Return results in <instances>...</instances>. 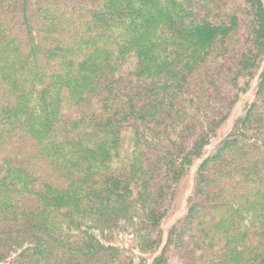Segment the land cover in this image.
<instances>
[{
  "label": "trees",
  "instance_id": "obj_1",
  "mask_svg": "<svg viewBox=\"0 0 264 264\" xmlns=\"http://www.w3.org/2000/svg\"><path fill=\"white\" fill-rule=\"evenodd\" d=\"M0 264H264V0H0Z\"/></svg>",
  "mask_w": 264,
  "mask_h": 264
},
{
  "label": "rangeland",
  "instance_id": "obj_2",
  "mask_svg": "<svg viewBox=\"0 0 264 264\" xmlns=\"http://www.w3.org/2000/svg\"><path fill=\"white\" fill-rule=\"evenodd\" d=\"M254 87H255V82H253V84L251 85V90L245 93L243 96H241L238 103L235 105L233 112L228 118V120L225 121L223 125L220 127L217 134V138L212 141L209 147H207V152L213 150L218 145L220 140L224 138L232 130L236 119L244 113L246 104L253 99ZM199 165H200V160H197L194 166L192 167L190 174L182 183L180 191L176 198L175 208L172 214L170 215L169 219L166 221L165 224L166 230L169 229L185 213L187 208V200L189 195L193 191V181L198 171ZM165 238H166V234H165Z\"/></svg>",
  "mask_w": 264,
  "mask_h": 264
}]
</instances>
